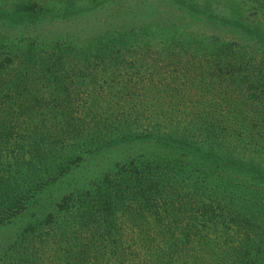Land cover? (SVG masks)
I'll return each mask as SVG.
<instances>
[{
  "label": "trees",
  "instance_id": "obj_1",
  "mask_svg": "<svg viewBox=\"0 0 264 264\" xmlns=\"http://www.w3.org/2000/svg\"><path fill=\"white\" fill-rule=\"evenodd\" d=\"M251 2L264 9V0ZM5 3L21 18L45 9ZM244 15L233 23L250 46L217 36L213 51L195 40L189 53L191 43L175 39L192 71L178 55L148 60L169 40L156 35L166 28L155 21L77 49L0 45V139L24 142L13 152L0 147V226L31 218L15 253L5 254L10 264H264V32ZM104 78L119 96L107 114L96 95ZM90 81L95 114L87 121L74 114L92 110L78 98ZM45 131L52 137L44 143ZM119 143L131 155L89 181H67ZM55 185L59 198L49 191Z\"/></svg>",
  "mask_w": 264,
  "mask_h": 264
},
{
  "label": "rangeland",
  "instance_id": "obj_2",
  "mask_svg": "<svg viewBox=\"0 0 264 264\" xmlns=\"http://www.w3.org/2000/svg\"><path fill=\"white\" fill-rule=\"evenodd\" d=\"M5 1L0 0V45L3 47L17 43L30 44V41L36 46L40 45L44 50L51 49V45L58 42L77 49L88 41L108 36L113 30L125 31L127 26L143 23L150 25L155 21L162 22L161 25L165 24L166 28V33L161 34L157 31L156 35L166 34V38L169 40L167 43H158V46L153 47V51L146 52L145 55L148 56V60L151 61L152 56H154L163 64L164 61L170 60L167 57L168 54L178 55L179 67H185L187 59H191L192 56L187 54L183 56L180 48H174L177 42L175 41L176 38H184L183 41L191 43L189 53L196 49L195 40L202 42L205 49L213 51L214 44H210V41L217 36L222 39L225 37H243L241 38L243 44L248 43L250 46L248 38H244L247 32L241 31L238 28L239 25L233 23L234 20L242 21V18L245 17L244 13L248 17L247 22L257 23V25H250V27L254 26L264 32V9L249 8L255 6L251 0H246L247 5L242 0H185L188 1L189 7L175 5L167 0H31L43 5L45 7L44 13L37 16L29 15L25 18L8 14L12 10L5 7L9 4ZM188 12L191 13L188 14ZM223 17H226L225 21L215 22L218 18L222 19ZM162 29L163 27L160 28V31ZM206 43H209L208 47H206ZM7 49L1 48V51L6 53ZM185 68L192 71L188 65ZM87 84H90L88 89L81 92L78 98L80 103L82 102L87 107L90 106L92 110L88 111L89 115L86 117L85 114L87 113L82 110L74 115L82 119L86 118L88 121L93 118L95 110L93 108L94 103H92L94 97L89 94L93 88V81L87 82ZM110 84L104 78L98 81L96 87L97 103L104 114H107L106 112L109 110L106 108L108 102L119 97L108 93ZM46 98H50L49 93ZM114 102L110 101L112 104ZM114 112L118 115L122 114V110L119 109H114ZM46 120L49 121L50 119L47 118ZM51 129L54 132L55 128ZM51 137L52 134L45 131L44 143ZM10 138L11 140L5 144H2V139H0V147H6L10 152H13L18 147V141L24 143L17 134H11ZM59 148L56 147L53 151H57ZM132 151L133 147L127 143H119L108 150H101L71 171L67 181L69 179L75 182L89 181L117 160L123 159L126 155H131ZM27 155L29 156V154ZM10 161L14 162L13 160ZM56 188L55 185L49 191L54 192L53 196L59 198L57 195L60 192H56ZM30 223V217L17 216L0 226V263H5L7 260L10 264L9 257L5 254L8 251L10 254L15 253V248H10L19 232ZM31 235L37 236V232Z\"/></svg>",
  "mask_w": 264,
  "mask_h": 264
}]
</instances>
